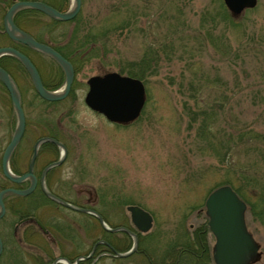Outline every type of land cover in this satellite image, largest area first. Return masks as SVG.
<instances>
[{"label":"rangeland","instance_id":"374dc122","mask_svg":"<svg viewBox=\"0 0 264 264\" xmlns=\"http://www.w3.org/2000/svg\"><path fill=\"white\" fill-rule=\"evenodd\" d=\"M14 1L0 0V47L23 49L50 90L61 88L64 74L54 60L14 43L4 32L3 16ZM70 3L65 0L60 11ZM24 9L14 14L19 28L51 47L75 50L69 55L74 71L70 90L55 102L38 97L24 67L6 58L11 55L0 57L20 92L25 116L21 145L30 147L35 138L49 135L43 126L48 124L68 151L49 176L50 185L76 202L92 194L93 208L108 228H131L126 210L131 204L153 219L147 232L135 233V251L119 257L115 251L125 252L133 242L127 232L99 226L95 215L56 209L59 224L70 221V239L62 238L61 248L68 250L70 240L84 249L90 233L94 241L106 231L111 246L105 250L99 242L83 264H214L204 202L227 171L234 173L221 158L244 171L254 162L250 172L264 178V0L238 16L223 0H81L79 11L66 21L35 9L28 17ZM109 71L144 85V104L133 121L110 122L84 102L87 79ZM51 72L59 75L56 81ZM15 125L9 93L0 82V185H11L2 174L1 157ZM22 164L11 171L21 173ZM245 221L259 245L254 264H264V217L254 216L246 204ZM102 249L103 255H97ZM7 254L3 251L0 264H10Z\"/></svg>","mask_w":264,"mask_h":264},{"label":"water","instance_id":"95a60500","mask_svg":"<svg viewBox=\"0 0 264 264\" xmlns=\"http://www.w3.org/2000/svg\"><path fill=\"white\" fill-rule=\"evenodd\" d=\"M257 0H223L226 8L233 16L240 15L244 9L252 8ZM81 0H71L70 6L65 11L39 0L14 1L3 16V29L7 36L23 43L27 47L39 51L53 59L64 73V83L61 88L47 89L40 78L37 68L32 61L14 47H0V57L11 55L16 58L28 73L36 93L44 100L58 101L66 97L73 81V66L71 62L62 56L53 47L36 40L32 35L15 25L14 14L24 8L38 10L58 21H66L73 18L79 11ZM0 82L9 93L10 102L16 116V125L8 144L5 146L1 157V171L5 178L19 183L26 177L31 178V184L24 190L4 189L0 192V216L3 213L1 197L5 192L28 194L35 186V177L32 174V164L36 156V150L29 162V169L23 175L14 174L8 163L9 156L22 137L25 127V116L21 106L20 92L13 77L0 66ZM88 89L84 96L85 104L92 110L102 114L110 122L126 123L133 121L139 115L145 100L144 85L140 79L128 75H122L116 71H109L102 75H93L87 79ZM43 138L41 140H45ZM52 140V139H51ZM54 141V140H53ZM55 142V141H54ZM58 144L57 142H55ZM60 145V144H59ZM63 147V146H62ZM36 148V146H35ZM65 149L62 150V154ZM61 162V159L54 164ZM52 164V165H54ZM42 187H44L41 181ZM44 191L50 195L45 189ZM52 196V195H50ZM53 197V196H52ZM64 203V202H63ZM66 204V203H65ZM205 215L207 226L214 237L212 259L214 264H253L259 258V245L247 228L245 221V202L238 196L235 190L228 184L215 187L207 195L205 202ZM81 211L93 213L102 226L110 231L119 229L127 232L133 239L131 247L125 252L115 251L116 256H126L137 247V235L126 228H108L101 216L92 210L77 208ZM132 225L139 232H147L152 227L151 214L138 205H127ZM1 249V243H0ZM79 260V258L77 259ZM66 264H70L66 262Z\"/></svg>","mask_w":264,"mask_h":264},{"label":"flooded vegetation","instance_id":"af4514ba","mask_svg":"<svg viewBox=\"0 0 264 264\" xmlns=\"http://www.w3.org/2000/svg\"><path fill=\"white\" fill-rule=\"evenodd\" d=\"M15 22L16 21L14 20V23ZM15 25L18 26L16 23ZM12 41L16 44L25 46L17 41ZM44 133L50 134L35 138L31 142L30 147H28L26 143L21 145V141L23 140L22 136L9 156V167H12L14 170L15 168L17 170L19 165L22 164L20 163V160L18 163V158L25 161V163H23L25 166L22 164V167H25L24 170L21 173L15 172L17 175H20L28 171L29 162L35 149L36 156L32 164V174L35 177L36 182L34 189L28 194H18L9 191L5 192L1 197L3 213L0 216V258L3 255V251H8L7 256L12 260L10 264H29L28 259L31 260V264H63L64 261L69 262L70 264H78V262H76L78 258L83 264L93 254L94 248L99 242L102 248H106L105 250L111 246L107 237L108 232L105 231L100 240L94 241L90 233L88 235V240L85 241L84 249H77L75 244H70V240L67 242L70 245L68 250L61 248L60 243L62 238L63 240L70 239L66 234V231L70 229V221L68 222L65 220L67 223L59 224L60 220H57L54 216L56 209L66 211L67 214L72 213V215L78 214L79 216L90 217L93 216V213L81 211L77 208L95 211L93 208L95 203L92 199V194L88 191L89 197H84L83 202H76L50 185L49 182L51 177L49 178V176L53 175L57 166L61 164V162L58 164L54 163L60 160L61 156H64L61 154V146L66 150V153H64L65 156L68 151L66 144L55 134V132L46 131ZM43 138L47 139L41 140ZM53 140L60 145L56 144ZM17 149H19L18 153H16ZM28 149H30L29 154L27 152ZM58 150L59 155L55 158L54 152ZM58 178L59 177L57 176L54 179L56 183H59ZM5 179V181L8 182V184L11 183V185H6V183L0 185V192L4 189H26L31 184L30 179H24L19 183H14L7 178ZM41 181L43 182L44 187H42ZM56 187L60 189L61 186L57 185ZM44 189L53 197L48 195ZM34 192L37 194H33ZM81 193H83V191L79 192V194ZM31 194L33 195L30 200ZM70 219L72 223L71 225H76V217L71 216ZM96 220L100 224L99 226H102L97 217ZM119 227L125 228L123 226ZM121 230L122 229H119L118 231ZM65 242L66 241L63 243ZM32 245H34L37 250L29 248ZM105 250H100L97 255H103ZM14 251H18L19 254L12 255ZM82 256L85 257L82 258ZM73 257L75 258L72 260Z\"/></svg>","mask_w":264,"mask_h":264},{"label":"trees","instance_id":"16d2710c","mask_svg":"<svg viewBox=\"0 0 264 264\" xmlns=\"http://www.w3.org/2000/svg\"><path fill=\"white\" fill-rule=\"evenodd\" d=\"M64 1L65 0H58V2L56 1V3L49 2V1L48 2L44 1V2L50 4L51 6L55 7L56 9L60 10L61 9L60 4H62ZM222 7H224V6H222ZM0 8L4 10V8H2V6H0ZM224 10H225V7H224ZM22 11L24 13H26V15L28 17H31L33 15V13H31V12L29 13V11H34V10L33 9H24ZM0 16H1V14H0ZM1 19H2V16L0 17V20ZM35 38L39 41H42V40H40L41 38H39V37H35ZM12 46H14V45H12ZM52 47L73 64V62H72L73 60H72V58L69 57V55H70V53L73 54V52L75 50L74 48L67 50L63 47H58V46H54V45H52ZM17 49L21 52H24V54L27 55V53H25V51L23 49H20V48H17ZM6 58L11 59V61H14L15 63H17L18 65L21 66V64L14 57L7 56ZM0 66L2 68H4L5 70H7L9 73L11 72L10 69L5 65V62H0ZM58 76H59L58 74L51 72V77L54 78L55 81L57 80ZM54 82H51V83H54ZM42 83L46 88L50 89V82L48 84L42 80ZM38 97L41 100H43L44 102H55V101L44 100L40 96H38ZM43 126L47 127V129H48L45 131H49L50 126L48 124H44ZM221 159L223 160V157ZM222 160L220 163L226 165V167L229 166L231 169L233 168L234 173L231 174L232 172L229 173L227 170H225L227 172L225 173L223 180L220 183L216 184V187L219 185H222V184L230 185L235 190V192L238 194V196L243 201L246 202L247 209H248V206L251 207L252 214L254 216H255V214H259V216L263 215V217H264V178L256 172H254V173L250 172V170H252V169H250V168H252L251 165H253V164L255 165V163L251 162L249 164L248 168L245 169V171H244L243 168H240L241 166L239 164L232 163V162H229L228 164H226V162L224 160H223L224 161L223 162ZM235 166H236V168L234 170ZM247 192H248V194H247ZM244 193L247 194V197H245ZM31 196H32V194L30 195V197ZM205 226H206V222H205ZM130 229L133 230L134 232H136L132 227ZM137 234L139 235V237L141 236L140 233H137Z\"/></svg>","mask_w":264,"mask_h":264},{"label":"bare ground","instance_id":"6f19581e","mask_svg":"<svg viewBox=\"0 0 264 264\" xmlns=\"http://www.w3.org/2000/svg\"><path fill=\"white\" fill-rule=\"evenodd\" d=\"M132 227V226H131Z\"/></svg>","mask_w":264,"mask_h":264}]
</instances>
